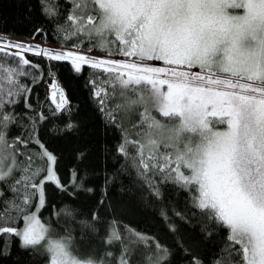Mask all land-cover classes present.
Wrapping results in <instances>:
<instances>
[{
    "label": "snow or ice",
    "instance_id": "obj_1",
    "mask_svg": "<svg viewBox=\"0 0 264 264\" xmlns=\"http://www.w3.org/2000/svg\"><path fill=\"white\" fill-rule=\"evenodd\" d=\"M37 3L64 43L48 48L0 42V233L18 237L34 255L43 249L48 264H110L113 257L76 254L71 233L58 236L55 221L40 218L46 185L68 188L57 171L58 157L40 137L50 117L29 102L40 82V66L24 55L32 51L70 61L77 74L85 66L107 73L103 84L90 79L85 86L105 128L121 132L115 150L147 198L161 201L164 186L184 191L205 221L207 239L216 229L226 231L225 249L209 264H229L233 257L235 264H264V0H65L63 10L61 0ZM47 75H55L51 67ZM51 89L50 116L66 114L63 128L52 131L77 132L65 89L55 82ZM21 103L30 111L17 112ZM129 112L138 119L125 129L117 116ZM23 119L26 133L10 139V129ZM126 170L122 165L120 171ZM114 178L105 177L100 205ZM71 183L94 191L84 188L83 179L77 183L75 171ZM75 212L65 205L54 215L74 218ZM161 215L167 218L164 210ZM21 218L23 226H16ZM99 222L98 212L80 221L93 232ZM119 228L113 220L104 240L121 246L115 264H136L141 249L144 264H171L174 253L155 237L128 226L122 235ZM182 251L188 264H205L195 252Z\"/></svg>",
    "mask_w": 264,
    "mask_h": 264
},
{
    "label": "trees",
    "instance_id": "obj_2",
    "mask_svg": "<svg viewBox=\"0 0 264 264\" xmlns=\"http://www.w3.org/2000/svg\"><path fill=\"white\" fill-rule=\"evenodd\" d=\"M60 6L63 10L65 0H61ZM38 29L41 31H36ZM0 36L20 37L30 43L33 40H41L58 47L64 43L57 34L55 25L40 10L37 0H0ZM24 55L40 66L37 73L40 82L33 87L29 102L37 111H43L50 117L40 128V137L47 149L58 157L57 171L62 183L68 188L67 192H62L54 184L48 183L45 187L47 203L39 215L45 223L55 221L52 226L58 236L71 233L76 254L81 256L93 254L99 258L106 252H112L113 257L107 260L110 264H115L114 257L120 255V244L108 246L104 243L113 220L118 221L122 235L123 226H128L155 237L161 244L167 246L174 253L171 264H188L189 258H186L182 248L198 254L205 264H209L214 254L225 249L226 231L216 229L215 234L207 239L201 232V226L205 221L191 206L186 192L164 186L161 201L147 198V191L141 189L134 170L127 167L129 162L116 152V146L121 142V132L112 127L105 128L91 99L90 90L85 86L86 81L90 79H97L103 84L107 73L102 69L85 66L83 71L77 74L72 70L70 61H50L47 57L29 52H25ZM49 67L55 73L54 76L47 75ZM53 77H56L58 84L65 89L71 100L72 110L75 112L73 119L80 125L77 132L65 134L52 131L54 127L63 128L66 116V114L55 118L50 116V110L54 105L49 85ZM16 111L24 113L30 110H26L21 103ZM117 119L123 123L125 129H131L138 116L135 112H129L118 115ZM26 124L27 120L23 119L17 126H13L9 138L26 133L27 129L24 127ZM130 137L137 138L134 133ZM81 152L86 153L82 159L79 158ZM122 165L126 166V171H120ZM73 171L77 173V183L83 179L84 188H92L94 191L75 189L71 183ZM106 176L115 178L107 185L106 201L100 205ZM7 195L11 197V193ZM65 205H70L76 210L74 218L54 215ZM162 210L167 214L166 219L161 215ZM92 212H98L100 217V222L95 224V232L80 223L83 220H90ZM176 213H180L183 219ZM15 225L22 227V218L15 221ZM169 225H174L176 230L171 231ZM208 230L213 231L212 228ZM20 243L18 237L0 233V250L7 253L0 256V264H47L48 259L43 254V249H37L36 252L39 254L34 255L32 249H23ZM142 251L143 249L135 254L136 264H144L140 254ZM235 259L233 257L229 264H235Z\"/></svg>",
    "mask_w": 264,
    "mask_h": 264
},
{
    "label": "rangeland",
    "instance_id": "obj_3",
    "mask_svg": "<svg viewBox=\"0 0 264 264\" xmlns=\"http://www.w3.org/2000/svg\"><path fill=\"white\" fill-rule=\"evenodd\" d=\"M12 41V42H19V43H23V44H32V45H39L40 47H48V48H59L57 45L55 44H46L40 40H33L30 42H28L27 40H25L24 38H20V37H5V36H0V42H7V41ZM29 53H33L32 51H28ZM97 56H103L104 53L100 52V51H96L94 53ZM50 90V89H49ZM51 94V90L49 91ZM142 110V109H141ZM159 118V117H158ZM131 135V134H130ZM131 139H134L133 137H130ZM41 218V217H40ZM42 220V219H41ZM43 222V221H42ZM48 264V262H47Z\"/></svg>",
    "mask_w": 264,
    "mask_h": 264
},
{
    "label": "water",
    "instance_id": "obj_4",
    "mask_svg": "<svg viewBox=\"0 0 264 264\" xmlns=\"http://www.w3.org/2000/svg\"><path fill=\"white\" fill-rule=\"evenodd\" d=\"M53 82H55V83H57L58 84V81H57V79H56V77H53L52 78V83ZM59 85V84H58ZM60 86V85H59ZM61 87V86H60ZM50 90L52 91V89H51V86H50ZM68 96V95H67ZM68 99H69V97H68ZM70 100V99H69Z\"/></svg>",
    "mask_w": 264,
    "mask_h": 264
},
{
    "label": "bare ground",
    "instance_id": "obj_5",
    "mask_svg": "<svg viewBox=\"0 0 264 264\" xmlns=\"http://www.w3.org/2000/svg\"><path fill=\"white\" fill-rule=\"evenodd\" d=\"M41 41V40H40ZM51 84H52V81H51ZM51 84L49 85V89H50V86H51ZM70 99V98H69ZM71 101V100H70Z\"/></svg>",
    "mask_w": 264,
    "mask_h": 264
}]
</instances>
